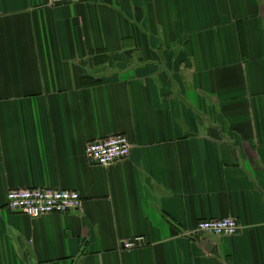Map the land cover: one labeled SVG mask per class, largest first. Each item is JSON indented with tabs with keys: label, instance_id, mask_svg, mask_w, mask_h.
<instances>
[{
	"label": "crops",
	"instance_id": "crops-1",
	"mask_svg": "<svg viewBox=\"0 0 264 264\" xmlns=\"http://www.w3.org/2000/svg\"><path fill=\"white\" fill-rule=\"evenodd\" d=\"M23 188L81 205L8 211ZM0 264H264V0H0Z\"/></svg>",
	"mask_w": 264,
	"mask_h": 264
},
{
	"label": "built area",
	"instance_id": "built-area-1",
	"mask_svg": "<svg viewBox=\"0 0 264 264\" xmlns=\"http://www.w3.org/2000/svg\"><path fill=\"white\" fill-rule=\"evenodd\" d=\"M80 0H48L51 5L72 3ZM131 145L126 135L116 134L88 141L84 146V157L88 164L106 167L130 156ZM81 197L77 191L67 189L23 188L6 193V208L30 218L51 214H66L79 209ZM241 226L232 217L204 219L196 223L189 233L215 237L232 236ZM144 237H133L121 242L122 248L131 250L144 244Z\"/></svg>",
	"mask_w": 264,
	"mask_h": 264
}]
</instances>
